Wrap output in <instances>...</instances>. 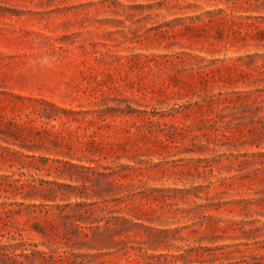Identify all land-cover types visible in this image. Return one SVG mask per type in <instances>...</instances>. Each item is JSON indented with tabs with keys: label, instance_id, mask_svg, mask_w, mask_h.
<instances>
[{
	"label": "rangeland",
	"instance_id": "obj_1",
	"mask_svg": "<svg viewBox=\"0 0 264 264\" xmlns=\"http://www.w3.org/2000/svg\"><path fill=\"white\" fill-rule=\"evenodd\" d=\"M0 183L34 264H264V0H0ZM42 203L119 250L38 235Z\"/></svg>",
	"mask_w": 264,
	"mask_h": 264
},
{
	"label": "trees",
	"instance_id": "obj_2",
	"mask_svg": "<svg viewBox=\"0 0 264 264\" xmlns=\"http://www.w3.org/2000/svg\"><path fill=\"white\" fill-rule=\"evenodd\" d=\"M71 179L73 178L71 177ZM7 186L14 189L15 195H21L25 200L34 199L35 197H44V199H47L45 197L53 195L54 193L53 189L39 190L30 181L21 182V180H11L7 183ZM1 197L2 196H0V199ZM12 205L13 204L9 205L6 202H0V208H3V211L0 212V236L5 237V235H8L10 237L9 239L14 242L0 244V264H34L35 257L38 253L34 250L30 253L26 252L28 250L23 239L24 230H10V226L15 217L22 215L23 213L21 209H10L9 207ZM18 206L22 207L24 204L18 203ZM49 206L50 205H45L43 203L30 206V208H33L34 210L33 212H28V215L34 217L36 220L39 215H44L46 217L44 220L36 221L33 224V229L38 235L44 238H53L57 235V229L62 227L66 230L64 237L68 241L79 240L82 245L90 246L100 252L104 250H119L117 247L120 241L117 240V237L122 235L123 230L122 227L117 226V224L112 226V221L114 219L99 218V216L94 218V216L98 214V210L94 208H87L83 211L74 209L73 215L65 213L64 208L60 211L59 215L61 223L57 224L56 222L47 219V216L50 214V210L47 209ZM76 206L77 208H82L83 205L82 203H78ZM115 220L118 221L120 219L116 218ZM80 222L85 223L86 225L83 226ZM103 222H105V225H102ZM6 230L7 233L2 234L1 231ZM19 250H21V252H18ZM40 258L44 263L50 261V258L43 253H40ZM75 263L76 261L72 262V264Z\"/></svg>",
	"mask_w": 264,
	"mask_h": 264
}]
</instances>
